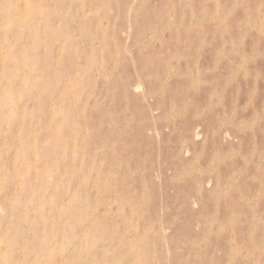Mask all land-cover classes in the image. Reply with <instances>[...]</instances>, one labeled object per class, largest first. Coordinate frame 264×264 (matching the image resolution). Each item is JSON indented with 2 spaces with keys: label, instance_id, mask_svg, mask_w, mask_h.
Segmentation results:
<instances>
[{
  "label": "rangeland",
  "instance_id": "1",
  "mask_svg": "<svg viewBox=\"0 0 264 264\" xmlns=\"http://www.w3.org/2000/svg\"><path fill=\"white\" fill-rule=\"evenodd\" d=\"M0 264H264V0H0Z\"/></svg>",
  "mask_w": 264,
  "mask_h": 264
}]
</instances>
